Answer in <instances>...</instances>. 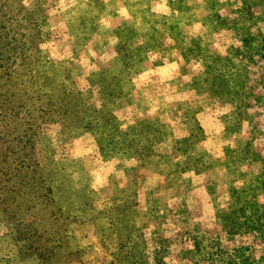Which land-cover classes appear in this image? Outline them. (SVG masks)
Listing matches in <instances>:
<instances>
[{
    "label": "rangeland",
    "instance_id": "1",
    "mask_svg": "<svg viewBox=\"0 0 264 264\" xmlns=\"http://www.w3.org/2000/svg\"><path fill=\"white\" fill-rule=\"evenodd\" d=\"M0 264H264V0H0Z\"/></svg>",
    "mask_w": 264,
    "mask_h": 264
}]
</instances>
